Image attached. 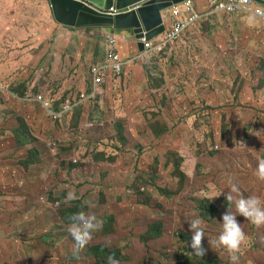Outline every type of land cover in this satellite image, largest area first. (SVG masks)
I'll list each match as a JSON object with an SVG mask.
<instances>
[{"label":"rangeland","instance_id":"obj_1","mask_svg":"<svg viewBox=\"0 0 264 264\" xmlns=\"http://www.w3.org/2000/svg\"><path fill=\"white\" fill-rule=\"evenodd\" d=\"M238 12L132 58L84 99L104 33L61 40L48 0H0V264H177L197 217L207 251L191 262L232 264L215 244L235 210L228 179L264 201V135L250 134L264 129V22ZM28 95L55 112L77 103L55 119ZM81 211L103 226L74 254L67 226ZM237 221V264H264V226Z\"/></svg>","mask_w":264,"mask_h":264},{"label":"clouds","instance_id":"obj_2","mask_svg":"<svg viewBox=\"0 0 264 264\" xmlns=\"http://www.w3.org/2000/svg\"><path fill=\"white\" fill-rule=\"evenodd\" d=\"M250 134L259 137L260 135H264V129L259 131L252 130ZM254 174L259 181L264 182V159L259 161ZM227 185L229 192L226 194L225 199L234 204L235 210L232 211L228 209L221 216V222L219 224L221 225L222 230L216 239L215 244L217 247L226 250L232 264H237L239 259L237 253L240 250L241 244L247 239L246 234L241 227V223L237 221V216L243 217L244 220L248 221L256 228L264 226V201L258 196H243L238 184L234 183L232 178L228 179ZM69 198L72 200L77 199L74 192L69 193ZM204 223V220L199 217L190 222V231L192 235L190 243L187 245L190 250L189 255L201 259L206 255L207 251L202 243L205 238L204 230L202 228ZM102 226L103 221L98 220L95 215H87L82 211L71 215L69 217L67 232L74 241V254H78L82 251L91 242L94 233L100 231ZM108 264H119V261L113 256H109Z\"/></svg>","mask_w":264,"mask_h":264},{"label":"built area","instance_id":"obj_3","mask_svg":"<svg viewBox=\"0 0 264 264\" xmlns=\"http://www.w3.org/2000/svg\"><path fill=\"white\" fill-rule=\"evenodd\" d=\"M253 0H209L210 13H228L233 14L238 11L252 13L264 21V9L253 8ZM127 9L119 10L116 7H112L109 10H99L100 13L115 16L119 13L125 12ZM169 16L172 18L171 26L167 29L165 27L164 32L153 39L147 41L146 38L141 39L144 44V51L139 55H147L153 52H158L165 48L167 44L177 41L189 28H191L196 22L202 19V15L197 13L193 9L192 0H185L182 3L174 5L168 10ZM109 40V51L107 59L104 63L94 65L90 69L91 75V90L88 94H83L84 99L94 98L103 89V86L111 80L119 79L124 73L126 66L132 63L133 60H124L118 51V38L114 33H107ZM4 89L0 84V99ZM26 101L29 103L40 104L48 113L49 116L55 119H59L64 112L72 110L76 105L74 103L67 102L65 107L60 112L53 110V104L50 100L46 99L42 95L33 97L28 95Z\"/></svg>","mask_w":264,"mask_h":264},{"label":"water","instance_id":"obj_4","mask_svg":"<svg viewBox=\"0 0 264 264\" xmlns=\"http://www.w3.org/2000/svg\"><path fill=\"white\" fill-rule=\"evenodd\" d=\"M57 23L69 28H106L107 33L127 31L138 41H152L165 30L163 13L185 0H48ZM264 8V0H253ZM116 7L127 11L115 16L100 13Z\"/></svg>","mask_w":264,"mask_h":264},{"label":"crops","instance_id":"obj_5","mask_svg":"<svg viewBox=\"0 0 264 264\" xmlns=\"http://www.w3.org/2000/svg\"><path fill=\"white\" fill-rule=\"evenodd\" d=\"M192 2H193V9L197 13L202 15V19H200L198 22L206 19L207 17L214 15V13H210L209 5H208L209 0H192ZM253 8H260L263 10V8H261V6L256 3L253 4ZM222 14H228V13H222ZM162 15H163L162 17H163L165 26L168 29L172 24L171 22L172 18L169 16L168 10L165 11ZM248 15L249 17L247 16L246 21L244 22L246 24H249L250 26L260 27L262 25V22H264L263 20H261L259 17H257L256 15L252 13H249ZM198 22H196L195 24H197ZM55 28H56L55 30L58 31L59 39L65 40V41L80 39L84 41V44L87 43L89 34H95L96 32L100 30L101 32L104 33V39H105L104 51L105 52H104L103 58L95 65L102 64L106 61L107 56H108V51H109V40H108V34L106 31L107 30L106 28H98V27L69 28V27L60 25L59 23H56ZM114 34L118 38V51L124 60H130V59L132 60V58L139 56L141 54V51L139 50V47H138V41L136 40L134 35H128L127 31H115ZM90 90H91V86H90ZM85 93H88V91Z\"/></svg>","mask_w":264,"mask_h":264},{"label":"trees","instance_id":"obj_6","mask_svg":"<svg viewBox=\"0 0 264 264\" xmlns=\"http://www.w3.org/2000/svg\"><path fill=\"white\" fill-rule=\"evenodd\" d=\"M192 256H185L184 258H182V256L180 257V261L177 264H193V261L191 262V258Z\"/></svg>","mask_w":264,"mask_h":264}]
</instances>
